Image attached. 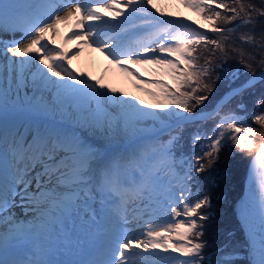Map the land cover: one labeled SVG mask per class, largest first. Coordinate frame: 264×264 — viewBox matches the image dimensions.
<instances>
[{
  "label": "snow or ice",
  "instance_id": "6c2138e0",
  "mask_svg": "<svg viewBox=\"0 0 264 264\" xmlns=\"http://www.w3.org/2000/svg\"><path fill=\"white\" fill-rule=\"evenodd\" d=\"M181 2L208 29L154 0H0V264H264V195L239 205L242 243L204 238L229 157L255 149L264 192V0ZM236 32L251 50L226 49ZM82 45L156 103L77 74Z\"/></svg>",
  "mask_w": 264,
  "mask_h": 264
},
{
  "label": "trees",
  "instance_id": "16d2710c",
  "mask_svg": "<svg viewBox=\"0 0 264 264\" xmlns=\"http://www.w3.org/2000/svg\"><path fill=\"white\" fill-rule=\"evenodd\" d=\"M226 27L227 25H220ZM240 33L236 32L232 34V41L225 44L226 49H231L235 47H243L248 50H251L250 46L243 45L240 43L238 37ZM210 39H223L219 34L209 33ZM212 46L209 45V48ZM200 55L199 63L203 64L205 59L208 58V53L205 52L203 48H200L198 53ZM220 52L217 50L215 54L211 55L213 61L217 60L220 57ZM261 55H264L262 53ZM236 59L230 56L229 63L235 64ZM212 76H215V73H212ZM259 87V86H258ZM231 107H235L233 104ZM252 105L249 104V110H251ZM248 125L256 129V135L253 137L254 142L259 145L261 142H264V128L259 124L255 123L251 115L248 116ZM255 149L253 150V154ZM249 153L237 152L234 156L229 157L228 168L229 175L226 180H221L218 184V187L215 188V197L213 199V205L216 211L219 213L218 217L214 220L213 224L208 227V230L205 234V239L209 241L211 245H217L220 242L221 235L225 230H235L236 238L241 243L243 242L244 235L240 230L239 219L237 216L236 205L238 200L242 197L245 182L248 174L249 164L252 160V155ZM214 175H219V173H214ZM226 194L227 199H224Z\"/></svg>",
  "mask_w": 264,
  "mask_h": 264
},
{
  "label": "bare ground",
  "instance_id": "6f19581e",
  "mask_svg": "<svg viewBox=\"0 0 264 264\" xmlns=\"http://www.w3.org/2000/svg\"><path fill=\"white\" fill-rule=\"evenodd\" d=\"M154 3H157L159 7L163 9L165 13H172L177 17H190L192 21H197L198 24H202L200 18L196 15L195 12H193L190 8L185 7L183 4H181L178 0H154ZM70 25H60V30L65 31L67 28H69ZM57 45L62 43V34L59 35V37H55ZM66 43L69 42V40L65 39ZM52 47V45L50 46ZM104 54L102 52L96 51L95 48H89L83 50L80 54H78L77 57L83 58L84 63L87 65V67L91 70L93 77L96 78L100 69H101V60L103 58ZM77 57L72 56L71 63L72 65H77ZM136 66L139 71L145 75L146 79L153 78L154 76H158L159 74L153 70H149L148 68L141 67L139 65ZM123 72H119L116 75H113V80H119L122 77ZM151 78V79H152ZM124 85V83L122 82ZM151 84V83H147ZM145 88L140 89H132L128 90V93L131 97H139L140 100L144 101L145 105H152L149 94L146 93ZM254 175L257 176L258 174L256 171H254ZM262 195H264V192H262ZM262 197V196H261ZM261 198H252V200L256 201L257 203L260 201ZM19 209L16 210L17 213H19Z\"/></svg>",
  "mask_w": 264,
  "mask_h": 264
},
{
  "label": "rangeland",
  "instance_id": "374dc122",
  "mask_svg": "<svg viewBox=\"0 0 264 264\" xmlns=\"http://www.w3.org/2000/svg\"><path fill=\"white\" fill-rule=\"evenodd\" d=\"M180 3H182L181 2V0H178ZM203 23H206L205 21H203ZM207 24V23H206ZM207 29V27L205 26V30ZM87 47V46H86ZM77 61H78V64L81 66V67H84L86 70H87V74L88 75H90V76H92V74H91V71L86 67V65L84 64V62H83V59L82 58H78L77 59ZM103 63V59L101 60V64ZM131 68H134L133 66H130ZM135 69V68H134ZM119 72H122L119 68H117L115 65H113V64H111V67L109 68V70H108V73H107V75H106V77L102 80V83L104 84V85H107V86H109V87H111V88H117V89H121L122 90V92H127L128 93V90H132V89H140V88H153L154 89V85L153 84H148L147 85V83H142L139 79H137L136 78V76L135 75H128V74H126V73H124L123 72V74H122V77L119 79V80H113V75H116V74H118ZM137 72H139V71H137ZM166 77L167 76H160V75H158V76H154L153 77V79H157V78H161V79H166ZM168 78V77H167ZM122 82L125 84V83H127L128 84V86L127 87H125L123 84H122ZM137 84H141V86L140 87H137L136 85ZM146 93H148V91H145ZM149 94V93H148ZM149 99H150V101L151 100H153L154 101V103H156V100L154 99V97L153 96H151L150 94H149ZM151 103H152V101H151ZM153 104V103H152ZM250 191L253 193V194H257L259 191H260V189H259V185L256 183V181L251 185V187H250ZM260 195H262L261 194V192H260ZM239 210V209H238ZM177 219H179V218H177Z\"/></svg>",
  "mask_w": 264,
  "mask_h": 264
},
{
  "label": "water",
  "instance_id": "95a60500",
  "mask_svg": "<svg viewBox=\"0 0 264 264\" xmlns=\"http://www.w3.org/2000/svg\"><path fill=\"white\" fill-rule=\"evenodd\" d=\"M253 166V165H252Z\"/></svg>",
  "mask_w": 264,
  "mask_h": 264
}]
</instances>
